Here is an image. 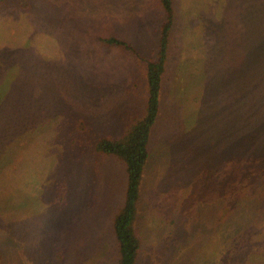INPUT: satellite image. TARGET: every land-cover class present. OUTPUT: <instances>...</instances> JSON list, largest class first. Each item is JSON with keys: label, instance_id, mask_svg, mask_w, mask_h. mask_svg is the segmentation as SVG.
<instances>
[{"label": "rangeland", "instance_id": "374dc122", "mask_svg": "<svg viewBox=\"0 0 264 264\" xmlns=\"http://www.w3.org/2000/svg\"><path fill=\"white\" fill-rule=\"evenodd\" d=\"M258 1L174 0L136 264H264ZM163 21L158 0H2L0 264H118L126 170L95 143L144 115L148 88L100 39L152 57Z\"/></svg>", "mask_w": 264, "mask_h": 264}, {"label": "trees", "instance_id": "16d2710c", "mask_svg": "<svg viewBox=\"0 0 264 264\" xmlns=\"http://www.w3.org/2000/svg\"><path fill=\"white\" fill-rule=\"evenodd\" d=\"M260 1L264 5V0L258 2ZM1 2L2 0H0ZM173 3L174 0H158L159 7L164 15V21L160 27L157 51L152 57H143L122 39L113 36L100 39V42L106 46L122 48L132 52L143 63L148 88L144 115L135 120L121 136L117 138L102 137L95 143L97 152L103 155L115 156L124 164L126 170L127 185L124 205L113 220V229L118 244V264H136L140 251V241L135 228L137 205L140 199L145 167L150 158L148 144L151 130L160 112L159 94L163 74L166 70L171 33L175 22ZM258 33H260L259 30ZM261 34L263 33L261 32ZM232 45L234 46V44ZM227 50L232 51L229 43ZM242 50L243 47H240V53ZM260 95L264 96V85L260 90Z\"/></svg>", "mask_w": 264, "mask_h": 264}]
</instances>
